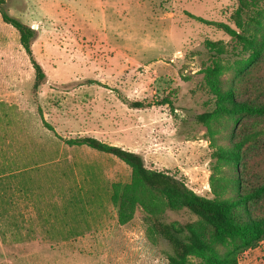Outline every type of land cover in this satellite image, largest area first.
<instances>
[{
    "label": "rangeland",
    "instance_id": "1",
    "mask_svg": "<svg viewBox=\"0 0 264 264\" xmlns=\"http://www.w3.org/2000/svg\"><path fill=\"white\" fill-rule=\"evenodd\" d=\"M235 0H5L34 31V71L17 32L0 18V264H168V243L148 234L140 209L119 225L111 185L130 169L66 141L93 137L140 154L200 196L212 197L209 136L196 116L213 101L202 86L205 40L230 38L187 13L229 23ZM150 106L131 109L128 101ZM169 100L170 105L162 101ZM167 222L195 219L167 211ZM238 264H264V241Z\"/></svg>",
    "mask_w": 264,
    "mask_h": 264
},
{
    "label": "trees",
    "instance_id": "2",
    "mask_svg": "<svg viewBox=\"0 0 264 264\" xmlns=\"http://www.w3.org/2000/svg\"><path fill=\"white\" fill-rule=\"evenodd\" d=\"M235 3L229 23L187 13L231 40L229 48L221 41H204L208 58L201 67L202 86L213 105L196 119L209 136L222 133L226 139L212 153V197L198 195L167 172L147 168L136 152L87 136L66 141L69 146L111 155L130 169L128 183L111 185L110 202L117 223L127 224L140 209L148 234L170 246L168 264H238L243 252L264 241V0ZM4 5L5 0H0V18L17 32L34 71L32 86L36 89L45 74L32 55L34 31L9 16ZM127 105L131 109L150 106L137 100ZM182 210L195 219H164L167 211Z\"/></svg>",
    "mask_w": 264,
    "mask_h": 264
}]
</instances>
